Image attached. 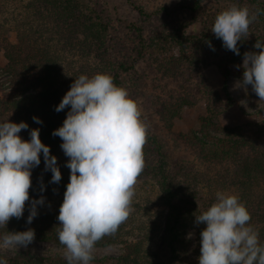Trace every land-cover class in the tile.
I'll use <instances>...</instances> for the list:
<instances>
[{
	"label": "trees",
	"instance_id": "trees-1",
	"mask_svg": "<svg viewBox=\"0 0 264 264\" xmlns=\"http://www.w3.org/2000/svg\"><path fill=\"white\" fill-rule=\"evenodd\" d=\"M204 1L190 0L183 6L190 21L193 19V25L201 21L199 35L186 34L190 21L182 17L187 14L171 23L166 22L163 31L153 35L151 42L142 25L129 24L131 43L119 37L117 46L125 44L124 54L117 51L119 57L109 53L112 18L99 1L28 0L22 18L16 19L12 27L0 23V55L4 61L3 72L8 75L7 86L0 84V123H27L28 130L19 133L25 141L30 140L31 130L39 129L40 140L50 148V155L57 158L62 177L59 184L50 182L52 173L45 170L41 153L40 165L31 170L30 199L25 204L23 217L19 220L11 218L6 228H0V236L6 231L22 232L31 228L35 232L34 240L60 245L57 217L70 182V169L65 166L69 158L60 147L62 140L52 133L63 125L70 110L56 112L55 107L70 90L75 78L108 74L116 86L123 87L122 75L134 70L138 59L145 58L150 49L155 54L153 70L171 81H183L180 78L185 76L188 63L200 59L207 64H217L227 77L231 74L226 68L228 65H236L245 52L260 51L254 45L257 41L264 42V0H222L221 7L214 6V11L202 14ZM233 5L248 7L251 13L257 14L249 27V36L238 41L239 56L225 49L222 40L211 31L215 17ZM161 13L171 14L166 8ZM12 33L16 35L14 43L10 40ZM211 101L213 105H209L208 116L201 124V136H179L199 155L200 167L188 161L173 160L156 135L147 137L143 148L145 169L137 181H153L158 189V205L163 208L158 240L150 250L145 247V238L130 239L126 231L131 223L128 218L114 236H105L96 244H122L124 247L119 257L108 258L104 264H198L200 233L205 225L197 226L195 216L216 202L218 191L234 190L236 194L232 195L245 205L251 215L250 224L258 231L260 243L264 244V120L222 127L218 118L234 109L237 103L228 95L227 101L221 102L218 98H211ZM160 102L161 118L171 128L181 111L193 107L197 98L189 93L175 94L170 95L168 102ZM33 117L39 118L42 124L34 122ZM205 187L210 192L202 200L201 188ZM41 196L44 204L37 205L38 215L27 224L31 202ZM59 199L62 200L60 203L51 205ZM144 210L151 214L149 208ZM194 230L199 246V249L193 248L195 255L189 248L192 241L188 234ZM0 258L6 259L8 264H67L64 258L57 256L21 254L0 255Z\"/></svg>",
	"mask_w": 264,
	"mask_h": 264
},
{
	"label": "clouds",
	"instance_id": "clouds-1",
	"mask_svg": "<svg viewBox=\"0 0 264 264\" xmlns=\"http://www.w3.org/2000/svg\"><path fill=\"white\" fill-rule=\"evenodd\" d=\"M256 19L248 7L233 5L215 17L211 31L225 49L239 56L238 41L249 36ZM254 48L260 51L243 54V76L236 87L250 85L260 103L264 102V42L257 41ZM66 108L70 110L63 125L52 133L62 140L60 147L69 158L65 166L70 169L57 236L67 264H90L96 244L114 236L134 210L135 185L145 169L148 125L137 102L108 74L75 78L55 111ZM33 121L42 124L37 117ZM28 128L25 122L0 123V228H6L13 217H23L30 199L31 170L40 165L41 153L45 170L52 173L50 182L59 184L62 178L57 158L41 142L39 129L30 131V140L21 138L19 133ZM43 204V196L31 202L27 224L38 215L37 205ZM250 221L237 196L218 191L216 202L195 216L197 226L205 225L198 264H264V244ZM34 239L31 228L6 231L0 236V250L18 251ZM0 264L8 262L0 258Z\"/></svg>",
	"mask_w": 264,
	"mask_h": 264
},
{
	"label": "rangeland",
	"instance_id": "rangeland-1",
	"mask_svg": "<svg viewBox=\"0 0 264 264\" xmlns=\"http://www.w3.org/2000/svg\"><path fill=\"white\" fill-rule=\"evenodd\" d=\"M28 0H0V23L7 28L12 27L16 19L22 18L24 6ZM89 0H87L88 2ZM99 1L105 7L112 18V28L108 40L109 53L117 56V51L124 54L125 44L117 46L119 37L131 43L132 34L127 29L129 24L142 25L145 28V35L149 42L153 35L160 34L163 31V25L172 20L186 16L187 12L183 8L190 0H95ZM220 3V4H219ZM203 12H211L215 7L223 5L222 0H205L203 3ZM163 8L170 11V15L162 14ZM183 8V9H182ZM140 9L143 11L141 12ZM215 10V9H214ZM213 10V11H214ZM160 12V13H159ZM172 15V18H171ZM185 18L188 22L190 16ZM201 21L193 25V19L189 22L186 29L188 36L199 35L202 30ZM11 42H16L15 33L10 34ZM119 48V49H117ZM214 60V57L210 55ZM188 70L185 76L180 80L171 81L159 71L153 70L155 65V54L153 50L145 54V58L138 59L135 69L130 73L122 75V86L125 88L129 97L137 102L141 110V119L148 125L147 137L156 135L164 144L169 156L173 160H184L192 164L201 166L199 155L191 150L180 139V135L201 136V124L208 116V107L213 105L211 98L219 101H227V95L237 103V106L224 112L218 122L222 127L235 126L247 123H257L264 120V102L259 103V97L252 91L251 86L247 89L236 87L237 81L243 76V59L236 65H228L231 74L225 77L218 68L217 64H207L204 59L197 62L188 63ZM4 61L0 55V84L7 86L8 75L3 72ZM178 78V75H177ZM201 88L198 92L197 90ZM189 93L197 98V102L191 108L181 111L175 119L173 127H167L159 113L161 100L168 102L170 95ZM198 93L199 95L196 96ZM202 200L209 196V188H201ZM226 192V191H223ZM228 194H236L234 190L227 191ZM158 189L153 181H137L135 185V195L132 200L134 209L129 216L130 225L126 231L130 237L145 238V247L152 250L158 240V229L163 223L161 211L163 208L158 205ZM62 201L54 200L51 205H57ZM145 208H149L151 214L145 213ZM138 211V212H136ZM135 213V214H134ZM191 243L189 248L199 249L197 244L195 230L189 231ZM188 237V236H187ZM122 244L109 246H95L93 256L94 263L104 264L108 258L119 257L123 253ZM193 253L195 255L194 249ZM26 254L31 257L39 256H57L63 257V247L51 242L34 240L27 248L15 250H0V255L13 257L15 255Z\"/></svg>",
	"mask_w": 264,
	"mask_h": 264
}]
</instances>
